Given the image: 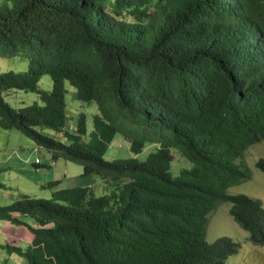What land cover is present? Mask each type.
<instances>
[{"label": "trees", "instance_id": "16d2710c", "mask_svg": "<svg viewBox=\"0 0 264 264\" xmlns=\"http://www.w3.org/2000/svg\"><path fill=\"white\" fill-rule=\"evenodd\" d=\"M19 52L27 69L0 71V127L103 183L96 194L51 180L50 198L0 206V220L36 224L29 246L5 245L25 264H226L240 243L206 240L208 215L224 202L264 246L261 200L228 191L250 179L244 153L264 140V0H3L0 56ZM45 74L50 90L38 85ZM67 83L96 107L90 133L84 113L66 128ZM11 89L40 103L14 108ZM116 133L134 153L158 147L145 160L105 159ZM173 146L191 162L177 175ZM256 166L264 172V158Z\"/></svg>", "mask_w": 264, "mask_h": 264}, {"label": "rangeland", "instance_id": "374dc122", "mask_svg": "<svg viewBox=\"0 0 264 264\" xmlns=\"http://www.w3.org/2000/svg\"><path fill=\"white\" fill-rule=\"evenodd\" d=\"M3 0H0V4ZM28 60L23 52L13 56H0V71L21 72L27 69ZM44 90H50L52 79L48 74L43 75L38 83ZM67 101V125L66 128L72 132L75 129L79 113L86 115L87 133L92 130V115L96 111L95 105L90 102H81L74 96V89L68 83L65 88ZM4 99L12 107L18 108L30 105L33 102L40 103L37 93L21 89H11L4 94ZM43 134L54 137L63 143L68 140L63 136L62 131H56L53 128L41 126L38 128ZM36 145L32 140L16 129H4L0 127V206L10 204L16 200L20 194H27L36 198H50L51 190L47 187H41L38 183L45 184L48 178H55L54 167L58 165L67 166V177L64 179V172L59 175L60 181L57 188H67L69 184H76V179L82 173V166L59 158L52 160L51 153L45 148H38L34 151ZM157 143L148 142L144 145L140 153H134L130 150V142L120 133H116L108 145L104 158L127 159L136 158L145 160L149 153L155 151ZM172 160L170 164V173L179 174L182 169L190 168L191 162L181 155L177 147L171 148ZM41 161L36 165L35 159ZM244 161L250 168L251 177L238 185L228 189L230 193H244L251 197L261 200L264 206V172L256 166L259 158H264V140L249 146L244 153ZM53 163V164H52ZM38 168V169H36ZM80 174V175H78ZM76 179H70L75 176ZM85 184H92L96 194H103V183L99 176H94L93 180L85 178L81 180ZM70 182V183H69ZM89 184V185H90ZM229 202L220 203L216 209L208 215V225L206 239L208 242L214 241L220 236H229L234 241L240 243L238 252L226 260V264H264V246L255 245L247 238V231L238 226L229 213ZM26 224H12L7 222L8 227L2 226L3 220H0V264H25V258L15 251H10V246L25 248L30 245L33 237L29 226H35L33 220L26 217ZM2 228V229H1Z\"/></svg>", "mask_w": 264, "mask_h": 264}, {"label": "crops", "instance_id": "0c3cea01", "mask_svg": "<svg viewBox=\"0 0 264 264\" xmlns=\"http://www.w3.org/2000/svg\"><path fill=\"white\" fill-rule=\"evenodd\" d=\"M40 163H41V161H40ZM39 163V164H40ZM38 164V165H39ZM61 172L63 173L64 172V179H66V178H68L67 177V166L66 165H64V166H62V167H59L58 165H56V167H54V174H56V177L55 178H48V174H47V172H45V174H46V177H47V179H49V180H47V181H51V180H57V181H60V176L61 175H59V174H61ZM78 175H80V174H78ZM78 175H77V177H78ZM76 177V175L75 176H72V177H70V179H76L77 178ZM90 178V177H89ZM81 180H85L83 177H78V179H76V184H69L70 186H79L80 184H83V182L81 181ZM70 183V182H69ZM41 187H42V184L41 183H38ZM0 186H2V184L0 183ZM69 186V187H70ZM6 223H7V221H3V225L2 226H4V227H8V225H6ZM2 229V228H1ZM31 242V241H30Z\"/></svg>", "mask_w": 264, "mask_h": 264}, {"label": "clouds", "instance_id": "9594fccd", "mask_svg": "<svg viewBox=\"0 0 264 264\" xmlns=\"http://www.w3.org/2000/svg\"><path fill=\"white\" fill-rule=\"evenodd\" d=\"M213 211H214V210H213ZM213 211H212V212H213ZM212 212H211V213H212ZM230 216L232 217V215H230ZM232 218H233V217H232ZM233 219H234V218H233ZM234 221H235V220H234ZM235 222H236V221H235ZM236 223H237V222H236ZM237 224H238V223H237ZM207 225H208V223H207ZM238 226H239V224H238ZM239 227H240V226H239ZM240 228H241V227H240ZM242 229H243V228H242ZM243 230H244V229H243ZM206 232H207V230H206ZM220 237H222V236H220ZM228 237H229V236H228ZM218 238H219V237H218ZM230 238H231V237H230ZM247 238H248V236H247ZM216 239H217V238H216ZM216 239H215V240H216ZM231 239H232V238H231ZM206 240H207V239H206ZM232 240H233V239H232ZM212 242H213V241H212ZM210 243H211V242H210Z\"/></svg>", "mask_w": 264, "mask_h": 264}, {"label": "built area", "instance_id": "2783aa9c", "mask_svg": "<svg viewBox=\"0 0 264 264\" xmlns=\"http://www.w3.org/2000/svg\"><path fill=\"white\" fill-rule=\"evenodd\" d=\"M35 161L37 162L38 160L36 159Z\"/></svg>", "mask_w": 264, "mask_h": 264}]
</instances>
